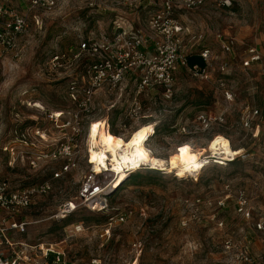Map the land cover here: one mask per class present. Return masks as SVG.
I'll use <instances>...</instances> for the list:
<instances>
[{"label":"rangeland","instance_id":"obj_1","mask_svg":"<svg viewBox=\"0 0 264 264\" xmlns=\"http://www.w3.org/2000/svg\"><path fill=\"white\" fill-rule=\"evenodd\" d=\"M3 1L27 18L28 29L18 41L19 57L0 48V180L13 188L44 180L53 186L24 212L30 225L18 240L35 247L56 245L68 264H228L224 240L243 236L251 241L254 255L264 254V234L254 232V223L237 215L235 204L236 192L243 189L254 212L264 214V0H237L231 8L207 3L177 12L187 30L186 52L212 50L208 79L182 69L167 98L162 90L140 91V73H129L123 92L100 91L89 109L68 96V76L78 77L87 57L75 72L66 74L49 70L51 58L77 51L85 40L106 35L111 39L123 30L144 36L152 54L156 36L149 19L157 8L142 0L133 5L122 0H60L56 9L43 12L31 10L28 0ZM228 38L238 41L232 55L224 54L219 44ZM249 47H256L262 60L246 72L241 59ZM209 110L215 111L213 122L197 118ZM57 112L65 113L58 121L53 118ZM250 114V127H245ZM103 121L107 131L123 140L152 125L153 134L145 144L161 159L191 147L200 160H209L197 173L184 177L168 167L161 171L143 165L120 172H111L110 167L94 177L99 186L110 189L103 194L104 210L93 212V201L86 203L82 192L95 170L90 163V126ZM220 135L240 155L229 161L210 159V141ZM11 146L18 157L3 150ZM49 150L62 153L52 161H37ZM30 157L37 168L29 165ZM135 172L139 177L125 184ZM225 200L226 207L220 206ZM70 203L76 206L75 213L62 219L61 211ZM77 223H83L84 231L68 232ZM110 223V236L102 237ZM36 255L40 261L42 251Z\"/></svg>","mask_w":264,"mask_h":264},{"label":"built area","instance_id":"obj_2","mask_svg":"<svg viewBox=\"0 0 264 264\" xmlns=\"http://www.w3.org/2000/svg\"><path fill=\"white\" fill-rule=\"evenodd\" d=\"M30 9L33 11H52L59 5L60 0H28ZM124 3L133 5L139 0H122ZM157 9L152 13L149 19V26L155 34L154 52L151 54L146 46V39L134 31H118L113 38L101 36L99 40L88 39L81 43L77 51H71L67 54H56L49 61V70L52 72L72 73L78 67L79 61L87 57V62L82 66V73L68 76L71 79L69 83L68 96L71 101L79 103L80 107L92 105L98 92L106 91L109 94L123 92L125 78L129 73L137 74L139 90H162L163 94L170 98L173 95V88L177 81V76L182 69L190 73L208 79V69H210L213 59L212 50L203 48L201 58L205 61L204 69L195 66H188L186 47L183 44V37L187 30L184 29L181 22L176 17L177 12L181 10H192L203 7L207 3H212L221 8H231L237 0H142ZM28 29V20L18 11L10 8L7 3L0 0V48L13 51L18 56V41L23 37ZM197 39V36L193 37ZM202 38V37H198ZM221 38V37H220ZM219 44L224 54H234L235 47L238 44L237 39L228 38L220 40ZM245 58L241 59V68L244 71L252 69L262 60L261 53L256 47H249L245 51ZM1 59V54H0ZM227 63L221 66V72L227 70ZM77 70V69H76ZM223 82V81H222ZM224 88V85L222 84ZM226 97H231L226 92ZM87 109V110H88ZM89 111V110H88ZM59 117L53 118L57 121L64 116V112ZM215 111L209 113H198L197 118L205 123L213 122L216 118ZM252 114L245 118V127H250ZM77 125H81L78 116H75ZM43 139L44 136L41 135ZM5 152L11 156H16L15 146L5 147ZM66 151V147H63ZM62 151L49 150L40 153L38 160L52 161L57 159ZM18 157V155H17ZM35 158H29V165L37 168ZM65 172L69 167H65ZM106 172L101 173L100 175ZM93 176L83 187L82 197L86 203L92 202L91 211L104 210L103 205L106 202L103 194L110 187H101L96 182V176L99 175L94 170ZM57 173L54 178H60ZM95 177V178H94ZM112 188V186H111ZM53 189L51 181H45L24 187L13 188L6 180H0V264H68L63 250L56 249V245H50L48 248L35 247L29 245L23 240H18L20 235L28 232L30 222L23 215L24 212L31 209L39 199L47 196ZM103 197V198H102ZM229 197L226 198L228 200ZM226 200L220 201L219 205L226 207ZM97 205L94 209V205ZM236 213L247 224H253L254 232L264 234V214L255 213L250 204V199L245 190L240 189L235 194ZM76 206L73 203L67 204L61 211L60 217L66 218L74 213ZM121 222L124 218L120 219ZM182 225L187 226L184 219ZM111 223L108 224L102 233V237H109L111 234ZM224 227L221 221L219 228ZM84 231L83 223H77L68 230L71 234ZM252 243L247 236L240 239L227 237L223 243V249L227 256L228 264H264V254L254 255ZM58 246V245H57ZM42 251L41 260L38 261L36 252Z\"/></svg>","mask_w":264,"mask_h":264},{"label":"bare ground","instance_id":"obj_3","mask_svg":"<svg viewBox=\"0 0 264 264\" xmlns=\"http://www.w3.org/2000/svg\"><path fill=\"white\" fill-rule=\"evenodd\" d=\"M54 117L59 115L55 114ZM152 134L153 126L145 125L135 130L128 140H123L118 136L108 135L105 121L94 122L89 130L90 163L94 164L97 174L108 171L110 167L111 172H120L126 168L136 169L146 165L161 171L168 167L171 171L176 170L179 177H184L197 173L209 160V158L200 160V153L196 154L191 147L181 149L169 160L161 159L155 156L145 144L146 139ZM209 151L210 159L218 157L224 161L232 160L241 153V151L233 150L231 142L221 135L210 141Z\"/></svg>","mask_w":264,"mask_h":264},{"label":"trees","instance_id":"obj_4","mask_svg":"<svg viewBox=\"0 0 264 264\" xmlns=\"http://www.w3.org/2000/svg\"><path fill=\"white\" fill-rule=\"evenodd\" d=\"M203 50V48H200L199 50H198V52L197 53H188L187 54V63H188V66L189 67H191V68H193V67H195V66H198L199 68H201V69H204L205 67H206V63H205V61L201 58V56H200V54H201V51ZM204 112H206V111H204ZM208 112H210V110L208 111ZM108 135L109 136H118L117 134H116V132H114V131H111V130H109L108 129ZM118 137H120V136H118ZM150 171H152L153 173L155 172L154 170H150ZM138 172V171H137ZM134 173V172H133ZM136 177H139L138 176V173H136L135 172V174H132V175H130L129 176V179H127V181H125V184L127 183V182H129V181H131V180H133V179H136ZM122 188V187H121ZM120 188V189H121ZM120 189H118L117 190V192L120 190ZM117 194V193H116ZM107 195V194H106ZM115 194H112V196L111 195H109L110 197H113ZM75 213V212H74ZM71 215V214H70Z\"/></svg>","mask_w":264,"mask_h":264}]
</instances>
